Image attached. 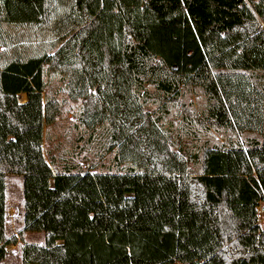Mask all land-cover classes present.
I'll use <instances>...</instances> for the list:
<instances>
[{"label":"trees","instance_id":"1","mask_svg":"<svg viewBox=\"0 0 264 264\" xmlns=\"http://www.w3.org/2000/svg\"><path fill=\"white\" fill-rule=\"evenodd\" d=\"M48 80L108 126L122 171L53 169ZM262 199L264 0H0V264L26 232L48 254L24 264H264Z\"/></svg>","mask_w":264,"mask_h":264},{"label":"rangeland","instance_id":"2","mask_svg":"<svg viewBox=\"0 0 264 264\" xmlns=\"http://www.w3.org/2000/svg\"><path fill=\"white\" fill-rule=\"evenodd\" d=\"M63 88L64 85L61 82L48 80L44 91V96H52L57 101L58 107L54 122L46 124L43 129L42 150L45 158L51 162L54 170L73 166L75 170L89 172H106L116 169L122 171L121 164H114L113 156L116 147L111 145L108 126H99L92 130L85 128L79 119L80 101L68 97ZM191 94L183 98V104L191 108V101L192 107L198 112L202 107V99L194 92ZM18 98L21 103L26 100L25 94H19ZM215 134L216 139L220 138L217 132ZM179 144L189 150L188 144L191 145V142L181 138ZM4 195L6 231L10 235H17L21 229L22 212V179L20 176H7ZM43 243V233H24L18 237L15 245L7 247V255L2 264H24V259L31 252H41L42 257L47 255Z\"/></svg>","mask_w":264,"mask_h":264},{"label":"built area","instance_id":"3","mask_svg":"<svg viewBox=\"0 0 264 264\" xmlns=\"http://www.w3.org/2000/svg\"><path fill=\"white\" fill-rule=\"evenodd\" d=\"M257 222L264 229V199L260 200L256 207Z\"/></svg>","mask_w":264,"mask_h":264}]
</instances>
